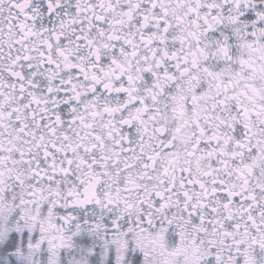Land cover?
<instances>
[{"label":"snow or ice","instance_id":"6c2138e0","mask_svg":"<svg viewBox=\"0 0 264 264\" xmlns=\"http://www.w3.org/2000/svg\"><path fill=\"white\" fill-rule=\"evenodd\" d=\"M0 264H264V0H0Z\"/></svg>","mask_w":264,"mask_h":264}]
</instances>
